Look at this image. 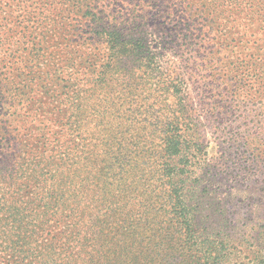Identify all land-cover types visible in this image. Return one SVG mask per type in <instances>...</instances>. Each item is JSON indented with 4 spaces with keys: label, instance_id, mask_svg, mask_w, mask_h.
<instances>
[{
    "label": "rangeland",
    "instance_id": "rangeland-1",
    "mask_svg": "<svg viewBox=\"0 0 264 264\" xmlns=\"http://www.w3.org/2000/svg\"><path fill=\"white\" fill-rule=\"evenodd\" d=\"M186 110L201 120L222 203L259 222L264 0H0V160L9 154L17 168L44 143L57 151L72 142L83 156V141L133 166L151 158L167 117ZM0 186L3 206L10 189ZM4 222L0 264H51L46 240L31 249L23 229Z\"/></svg>",
    "mask_w": 264,
    "mask_h": 264
},
{
    "label": "trees",
    "instance_id": "trees-1",
    "mask_svg": "<svg viewBox=\"0 0 264 264\" xmlns=\"http://www.w3.org/2000/svg\"><path fill=\"white\" fill-rule=\"evenodd\" d=\"M177 79L170 85L179 93ZM200 123L191 110L167 117L151 158L133 166L121 151L83 141V156L72 142L57 151L44 143V154L17 168L8 154L0 160V181L10 189L2 193L0 221L22 228L31 249L46 240L43 257L51 264H264V212L256 222L222 203Z\"/></svg>",
    "mask_w": 264,
    "mask_h": 264
}]
</instances>
